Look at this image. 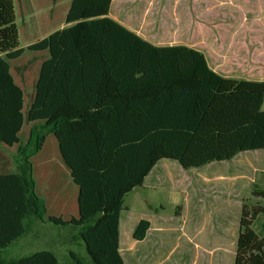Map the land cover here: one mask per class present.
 I'll return each instance as SVG.
<instances>
[{
    "label": "trees",
    "instance_id": "1",
    "mask_svg": "<svg viewBox=\"0 0 264 264\" xmlns=\"http://www.w3.org/2000/svg\"><path fill=\"white\" fill-rule=\"evenodd\" d=\"M113 0H72L66 27L20 48L14 0H0V144L17 147V172L0 174L1 251L23 237L31 216L72 226L91 264H123L120 218L125 197L162 160L184 170L264 150V82L226 78L205 54L157 47L110 17ZM34 59L24 61L26 52ZM36 57V58H35ZM42 62L26 92L19 76ZM29 127L26 143L21 132ZM55 138L76 188L77 217L50 215L37 192L33 157ZM244 204L234 264H264V189ZM150 229L142 220L133 237ZM72 264H86L71 253ZM0 264H61L52 251Z\"/></svg>",
    "mask_w": 264,
    "mask_h": 264
},
{
    "label": "crops",
    "instance_id": "2",
    "mask_svg": "<svg viewBox=\"0 0 264 264\" xmlns=\"http://www.w3.org/2000/svg\"><path fill=\"white\" fill-rule=\"evenodd\" d=\"M55 1L57 0H17L19 15L24 26V36L31 38L24 46H20V48H27L35 42L43 40L54 32L66 27L65 19L72 0H66L67 2L60 6L45 9L47 4L51 5ZM166 1L159 0V3H162V5L158 6V10L154 13L155 15L149 13L150 10H147L148 12L146 11L142 19L134 20L136 17H131L130 10H125L127 19L122 16H113L115 2L113 0L110 17L154 46H186L203 52L209 67L226 78L264 82L262 77L264 69V64L262 63V59L264 58V45H260L259 43H240L234 37H226V35H240L244 33L241 27H221L218 28V31L214 29L210 31L202 30L200 27L202 25L201 21L198 20L199 16L192 15V12L188 17L186 13L176 12L173 18H167ZM178 1L181 2V0ZM53 13L55 14L53 15ZM253 15V18L258 23L264 18L260 12H256ZM54 16H59L62 19L58 27L53 26L51 23L54 20ZM246 17L243 14L242 18L244 19ZM26 19L32 20V26L37 35H31L32 33L25 22ZM170 26L175 28L173 34L168 33ZM249 31H254V34H261V31L256 28ZM216 35H224L225 38L221 42L218 37L215 38ZM205 49L206 53L204 52ZM37 58L39 60L32 65V67H35V70H33L34 78L32 84L42 62L39 57ZM33 59L34 57L32 56L31 60ZM245 63L249 64L250 67L246 68ZM22 66L16 63L12 64V74L21 85L27 72H24L21 76L17 74V70L21 69ZM32 91L33 88L30 91L31 95L33 93ZM26 128L20 134L22 139ZM47 143V154L41 156V152H39L32 159L34 179L36 175H46L45 182L47 184V190L45 191V201L50 215L63 217L66 220L70 219L71 216L76 218V188L72 183L70 171L60 158L55 138L49 137ZM16 160L17 147H8L0 144V174L3 173L4 169L6 171L7 168L11 173H16ZM165 161L177 163L169 159L162 160L145 178L143 186L134 189L126 197L134 195L138 191L148 192L152 189L158 190L166 188L177 191L183 196L184 202L183 205H176V217L179 220L185 219L186 226L190 223H194L195 227L200 226V231L198 232V235H200L199 242L194 247L190 246L192 240L189 237H185L186 242H183L184 245H181L180 241L183 237L180 234L181 229L178 221L174 219H171L169 222L168 219L164 221L162 216L159 215L158 209L154 208L155 203L145 197L142 208L146 211H154V215L144 214L142 217L135 218L133 209L128 205H126L127 210L121 213L120 251L123 264H173L171 261L177 253L180 254L179 259L181 263L175 264H188V258L192 251L196 253L193 264H224L222 256L219 255V253L225 252V248L221 245L220 240L221 236H225V231L223 226L221 227V224H225L226 221L230 222L231 215L229 216V212L232 211V204H235L236 209H238L237 207L239 205L242 206L241 212L244 204L246 205L241 200L232 202L237 196H241L238 194L242 193V187L244 185L241 187V184L238 183L237 188L231 189L230 181L231 179H246L247 177L240 175L234 178L231 173H228L229 176H223L219 180L222 181L220 184L216 183L218 180L213 179L209 171H206L196 181V179H192V177L185 176L184 174L191 173L193 169L184 170L177 163L179 166H175L176 164H174L175 167H172V170H167L163 164ZM35 181L37 184V179ZM255 189H264V187L260 188L258 186ZM71 192H73V196ZM42 198L44 199V197ZM161 209H163L162 206ZM142 220L149 222L150 229L146 237L142 241H138L133 237V233L137 224ZM33 221V216H31L28 220L27 232L23 237L32 234L30 230ZM73 230L74 234L72 237L76 239L78 232L75 229ZM23 237L15 242L18 243ZM202 257H204V260L201 259Z\"/></svg>",
    "mask_w": 264,
    "mask_h": 264
},
{
    "label": "rangeland",
    "instance_id": "3",
    "mask_svg": "<svg viewBox=\"0 0 264 264\" xmlns=\"http://www.w3.org/2000/svg\"><path fill=\"white\" fill-rule=\"evenodd\" d=\"M166 1V0H165ZM66 0H57L53 4L45 7V9H49L54 6H60L61 4H65ZM16 5V24L19 30V42L20 46H24L31 38H26L24 36V26L23 21L19 15V8L17 6V0H15ZM162 5L159 3V0H115L113 7V16L116 17H124L127 19V13L125 10H130L131 17L135 18L134 20L142 19L144 14H146L147 10H150L149 13L154 14L158 10V6ZM167 18H173L176 12L186 13L187 17L190 16V13L193 15L199 16L198 20L201 21L200 27L202 30H217L218 28L228 26L230 27H241L243 28V32L240 35H226V37L236 38L240 43H259L260 45H264V18L256 21L253 18L254 13L260 12L264 16V0H167L165 2ZM148 12V11H147ZM50 14V13H48ZM55 13H53L54 15ZM148 14V13H147ZM243 14L247 17L242 18ZM155 15V14H154ZM174 22L173 19H171ZM62 19L59 16H54V20L51 21L52 25L58 27L61 24ZM26 25L29 27L30 33L32 36L37 35L36 31L33 29L32 20L26 19ZM259 29L261 34H254V31H249L252 29ZM175 28L170 26L168 29V33H174ZM258 32V31H257ZM257 35V36H256ZM205 37V36H204ZM218 37L222 42L225 38L224 35H216L215 38ZM256 38V40H255ZM206 53V49L204 50ZM34 53L26 52L23 56L24 61L31 60ZM262 63L264 64V58L262 59ZM246 68H249L250 65L246 64ZM264 67V66H263ZM33 68V69H32ZM33 70L35 67H31V70L27 71L23 80V87L26 92H30L32 88V81L34 78ZM262 77L264 80V69L262 73ZM264 111V103L261 108ZM24 141L28 143L29 139V128H26V132L23 137ZM48 143L42 155L47 154ZM37 155V154H36ZM264 150H255V151H247L240 153L236 158L232 161L225 162H215L209 164L201 169H193L191 173H184L185 176L188 175L192 177V179L198 180V178L202 177L201 174L203 172L209 171L213 179H217L216 183H222L219 181L223 178V176H229L228 173H231L234 178L245 175L247 178L245 179H231V189L237 188L238 183L241 184L242 193L240 197L237 196L232 202L236 200H241V202L246 203L249 208L254 206L257 200L252 196V192L255 190V187H264ZM17 157L18 154H17ZM33 161V160H32ZM164 166H166L167 170H172V167L177 166V163H173L172 161H165ZM174 164H176L174 166ZM179 166V165H178ZM230 171V172H229ZM42 180H41V179ZM46 175H36L35 179H37L38 184V195L42 198L46 197L45 191L47 190L46 184ZM187 179V178H186ZM158 189V188H157ZM73 196V192H71ZM147 197L151 199L153 203H155V209H158V213L164 221L168 222L171 219L178 221L180 225V234L183 237L180 241L181 245H184L183 242H186L185 237H189L192 240L190 246H195L200 239V235L198 232L200 231V226L195 227L194 223H190L186 226V220H179L176 217V205H183L184 198L183 196L173 189H158V190H150L148 192L138 191L134 195H130L126 197L125 205L130 206L133 209L134 217H142L144 214L154 215V211H146L142 208L143 199ZM161 206L163 209H161ZM241 207L238 206L236 209L235 204H232V211L229 212V216L231 215V220L226 221L225 224H221L225 231V236H221V245L224 246L225 252L219 253L222 256L224 264H234L236 249H237V239L239 234L240 227V219H241ZM219 212V211H218ZM34 221L31 224L30 232L32 234L23 237L22 240L18 241V243L12 244L11 247L4 249L1 251V259L2 260H12L18 259L24 256H28L37 251L48 250L55 253L59 262L61 264H72L71 253L80 258L86 264H91L88 253L85 249L84 243L81 240L73 239L74 228L62 227L54 225L50 222H42L38 220L37 217H33ZM32 222V221H31ZM252 229L258 234H264V215L258 216L252 225ZM141 248V247H139ZM179 255H175L172 259V263H181L179 259ZM195 252H190L188 264H193L195 261ZM204 260V257L201 258Z\"/></svg>",
    "mask_w": 264,
    "mask_h": 264
}]
</instances>
